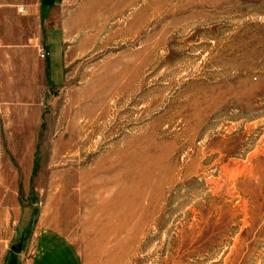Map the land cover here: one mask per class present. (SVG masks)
Wrapping results in <instances>:
<instances>
[{
  "label": "rangeland",
  "instance_id": "1",
  "mask_svg": "<svg viewBox=\"0 0 264 264\" xmlns=\"http://www.w3.org/2000/svg\"><path fill=\"white\" fill-rule=\"evenodd\" d=\"M87 2L0 0V264L37 228L81 264H264V0H131L103 28ZM142 174V209L105 217Z\"/></svg>",
  "mask_w": 264,
  "mask_h": 264
},
{
  "label": "bare ground",
  "instance_id": "2",
  "mask_svg": "<svg viewBox=\"0 0 264 264\" xmlns=\"http://www.w3.org/2000/svg\"><path fill=\"white\" fill-rule=\"evenodd\" d=\"M117 1L119 0H89V2H87L79 11L78 15L80 18V22H82L81 18L83 16V23L88 27L99 25L100 28H103L104 25H106V23L109 21V18L111 19V16L118 13H125L130 5H132L131 0H123L122 7L117 8ZM117 166V164H111L110 166L103 164L96 169L94 175L110 176L116 170ZM133 170L134 172H137L138 169L133 168ZM147 180V176L142 174L137 179L136 184L131 187V189H119L110 199L105 198L103 195L107 190L113 188L114 186L117 185L118 187V185H120V179H116L112 182H102L98 187V192L101 194V196H103L100 198L98 197L99 201L97 202V204L99 203V210L103 212L105 217L109 218L113 213H116L114 211L118 205L121 204L120 206H122L131 201L130 203L132 205V208L134 209L135 214L139 209H142V202L144 197L143 185L146 184ZM112 230L113 228H111V226L108 227V231Z\"/></svg>",
  "mask_w": 264,
  "mask_h": 264
},
{
  "label": "crops",
  "instance_id": "3",
  "mask_svg": "<svg viewBox=\"0 0 264 264\" xmlns=\"http://www.w3.org/2000/svg\"><path fill=\"white\" fill-rule=\"evenodd\" d=\"M78 16L76 25L78 24ZM58 34L54 30L48 31L47 35ZM59 49L62 51V43L58 37ZM50 57V56H49ZM49 59V58H48ZM48 62V61H47ZM63 71V61L57 64ZM46 75L49 82L53 85L59 84L62 77L51 72L48 73V64L46 63ZM38 232L33 233V240H27L25 249L18 254L6 253L2 264H81L79 254L70 241L61 234L37 228Z\"/></svg>",
  "mask_w": 264,
  "mask_h": 264
},
{
  "label": "water",
  "instance_id": "4",
  "mask_svg": "<svg viewBox=\"0 0 264 264\" xmlns=\"http://www.w3.org/2000/svg\"><path fill=\"white\" fill-rule=\"evenodd\" d=\"M11 250L14 251V252H17V249L14 248V247H11Z\"/></svg>",
  "mask_w": 264,
  "mask_h": 264
},
{
  "label": "built area",
  "instance_id": "5",
  "mask_svg": "<svg viewBox=\"0 0 264 264\" xmlns=\"http://www.w3.org/2000/svg\"><path fill=\"white\" fill-rule=\"evenodd\" d=\"M45 56H47V53H42V55H41V57H45Z\"/></svg>",
  "mask_w": 264,
  "mask_h": 264
}]
</instances>
